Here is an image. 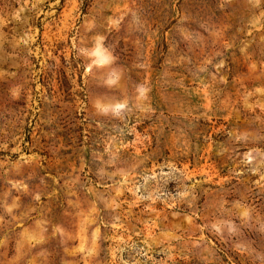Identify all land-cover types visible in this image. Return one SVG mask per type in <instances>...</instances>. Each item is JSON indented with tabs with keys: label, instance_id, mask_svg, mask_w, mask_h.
<instances>
[{
	"label": "rangeland",
	"instance_id": "obj_1",
	"mask_svg": "<svg viewBox=\"0 0 264 264\" xmlns=\"http://www.w3.org/2000/svg\"><path fill=\"white\" fill-rule=\"evenodd\" d=\"M0 264H264V0H0Z\"/></svg>",
	"mask_w": 264,
	"mask_h": 264
}]
</instances>
